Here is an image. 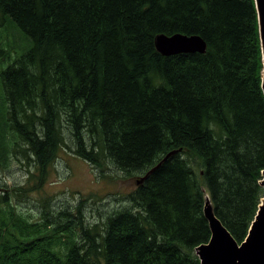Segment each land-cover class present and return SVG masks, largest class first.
I'll list each match as a JSON object with an SVG mask.
<instances>
[{"label": "trees", "instance_id": "trees-1", "mask_svg": "<svg viewBox=\"0 0 264 264\" xmlns=\"http://www.w3.org/2000/svg\"><path fill=\"white\" fill-rule=\"evenodd\" d=\"M0 27L25 41L15 60L0 52V158L26 142L2 121L7 111L43 153L69 111L70 141L85 162L108 153L127 174L155 167L131 207L109 220L104 264H202L196 249L211 238L205 188L217 218L244 242L264 197L255 0H0ZM177 33L200 36L207 52L162 56L156 36ZM26 105L48 120H30ZM8 220L0 208L1 242L17 236ZM31 245L40 246L33 264H79L74 243Z\"/></svg>", "mask_w": 264, "mask_h": 264}, {"label": "rangeland", "instance_id": "rangeland-1", "mask_svg": "<svg viewBox=\"0 0 264 264\" xmlns=\"http://www.w3.org/2000/svg\"><path fill=\"white\" fill-rule=\"evenodd\" d=\"M255 6L257 10L256 1ZM24 44L16 28L0 27L1 53L15 60ZM24 108L30 120H48L46 110L40 114L28 105ZM69 116L68 111L58 139L51 142L47 153L38 145L41 140L30 141V132L15 119L13 109L2 117L26 142H13L6 156L0 158V208L8 215V228L17 225V229L11 228L16 237L0 241V264H33L40 246L32 249L31 244L38 240L51 242L55 250H67L74 243L79 249V264H104L103 243L109 220L131 207L135 191L155 169L127 174L108 153L95 165L85 162L70 141L75 131L67 121ZM83 137L93 150V136L83 130ZM41 165L48 166L43 169ZM19 256L24 261L19 263Z\"/></svg>", "mask_w": 264, "mask_h": 264}, {"label": "water", "instance_id": "water-1", "mask_svg": "<svg viewBox=\"0 0 264 264\" xmlns=\"http://www.w3.org/2000/svg\"><path fill=\"white\" fill-rule=\"evenodd\" d=\"M255 1L257 3L259 24L264 30V0ZM173 37L178 48L184 52L201 54L206 52V44L199 36H187L177 33ZM262 185H264V179ZM205 215L210 224L211 239L209 243L203 244L197 249L198 257L203 264H264V200L255 222L251 226L246 243L241 246L216 217L209 199L206 202Z\"/></svg>", "mask_w": 264, "mask_h": 264}, {"label": "bare ground", "instance_id": "bare-ground-1", "mask_svg": "<svg viewBox=\"0 0 264 264\" xmlns=\"http://www.w3.org/2000/svg\"><path fill=\"white\" fill-rule=\"evenodd\" d=\"M258 29H259L260 47H261V52H262V56H263L264 30L261 28L260 24H258ZM178 42H179V40H178ZM204 43L206 44L205 41H204ZM155 47H156L157 51L162 56H165V57L176 56V55H180V54H194V53H187V52H184V51L180 50L178 48V46H177V42L174 39L173 35L172 36H169V35H166V34L157 35L156 38H155ZM206 52H207V44H206ZM205 53H203V54H205ZM199 54H201V53H199ZM261 187L264 189V185L261 184Z\"/></svg>", "mask_w": 264, "mask_h": 264}]
</instances>
